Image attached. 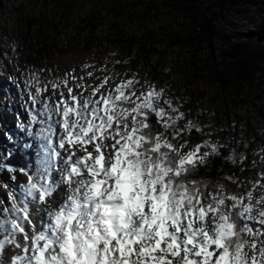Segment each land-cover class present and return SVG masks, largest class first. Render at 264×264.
<instances>
[{
  "label": "snow or ice",
  "instance_id": "obj_1",
  "mask_svg": "<svg viewBox=\"0 0 264 264\" xmlns=\"http://www.w3.org/2000/svg\"><path fill=\"white\" fill-rule=\"evenodd\" d=\"M43 71L21 74L22 162L0 160V264H264V171L206 175L217 157L241 172L255 160L225 156L210 125L136 71L83 62L41 85Z\"/></svg>",
  "mask_w": 264,
  "mask_h": 264
},
{
  "label": "rangeland",
  "instance_id": "obj_2",
  "mask_svg": "<svg viewBox=\"0 0 264 264\" xmlns=\"http://www.w3.org/2000/svg\"><path fill=\"white\" fill-rule=\"evenodd\" d=\"M169 1L0 0V129L12 135L13 142L28 138L16 127L17 116L27 121L30 103L22 73L27 76L29 70L43 68L39 73L43 85L73 66L79 70L83 62L98 68L107 62L109 69L136 71L142 83L147 80L165 87L170 97L181 98L184 111L211 126L205 129L212 132L211 139L245 153L248 164L256 161L255 169L246 168L238 175L241 180L255 179L256 171H264L260 162L264 155V63L252 84L232 89L219 85L213 71L224 69L221 53L235 43L264 51V38H260L264 0L232 8L227 2L221 7L213 0H200L203 10L198 18L196 11L176 9ZM214 16L218 36L213 40V54L205 46L194 51L190 45L171 43L175 34H189L195 18L208 21ZM88 24L97 25L95 32ZM44 38L55 42L54 52L38 57L35 48ZM114 60L127 63L113 65ZM47 94H51L50 86ZM233 138L240 143H233ZM9 142L0 135L4 153L0 160L11 149ZM192 142L198 143L199 137L193 136Z\"/></svg>",
  "mask_w": 264,
  "mask_h": 264
},
{
  "label": "trees",
  "instance_id": "obj_3",
  "mask_svg": "<svg viewBox=\"0 0 264 264\" xmlns=\"http://www.w3.org/2000/svg\"><path fill=\"white\" fill-rule=\"evenodd\" d=\"M252 0H213L214 5H222L224 3H228L232 8L233 6L243 3L247 4ZM169 5L172 7H176V9H182L190 12L196 11V18L199 17V12L202 11L200 0H170ZM202 9V10H201ZM195 18V24L191 28L189 34L183 37L180 34H175L174 38H172L171 43L173 45H190L194 47V51H197L200 47L205 46L208 48L209 52L213 54V40L216 36H218L217 26L215 24V20L217 17L214 16L211 19L198 20ZM88 28L91 33L95 32L97 29L96 24H88ZM264 31V24L261 27V32ZM47 38L38 42L36 54L37 56L46 55L54 52L55 42L46 41ZM32 42V39H29ZM33 43V42H32ZM58 44V43H57ZM58 46V45H56ZM34 47V46H33ZM195 56V55H194ZM221 62L224 69H217L213 71L214 80L219 83V85L223 86V88H234V86L239 87L242 84L250 83L252 84L255 76L261 71V64L264 63V51L254 52L251 50L250 45L248 43H235L228 50H224L221 53ZM225 64V65H224ZM155 66V64H154ZM221 69V70H220ZM25 136V132H23V137ZM195 136V135H194ZM22 143L20 142H9L10 148L13 150V155L7 158L8 163L13 166H19L22 162L24 153L21 151V146L24 142H27L29 138L26 139V136L23 138ZM229 148L224 150V155L228 154ZM4 153L0 151V159ZM15 157L14 160H10V158ZM221 168L220 172L216 171V168ZM235 171L236 175H240L241 171L239 168H233L230 164H223L219 157H217L214 163L211 166V170L206 173L212 179H216L219 176L224 174H231Z\"/></svg>",
  "mask_w": 264,
  "mask_h": 264
},
{
  "label": "water",
  "instance_id": "obj_4",
  "mask_svg": "<svg viewBox=\"0 0 264 264\" xmlns=\"http://www.w3.org/2000/svg\"><path fill=\"white\" fill-rule=\"evenodd\" d=\"M262 37L264 38V34H262V35L260 36V38H262Z\"/></svg>",
  "mask_w": 264,
  "mask_h": 264
}]
</instances>
